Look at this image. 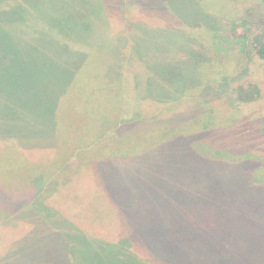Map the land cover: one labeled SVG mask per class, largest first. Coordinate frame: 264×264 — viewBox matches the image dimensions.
<instances>
[{"label": "rangeland", "instance_id": "1", "mask_svg": "<svg viewBox=\"0 0 264 264\" xmlns=\"http://www.w3.org/2000/svg\"><path fill=\"white\" fill-rule=\"evenodd\" d=\"M52 3L83 17L86 39L74 38L71 49L84 55L52 47L29 56L19 74L0 75V264H264V186L250 183L258 165L228 167L193 148L264 155V59L255 49L264 41V0H34L33 10L44 11L39 21L53 17ZM5 56L0 49L1 67ZM245 82L260 90L252 102L238 98ZM203 87L205 105L235 113L226 132L123 160L114 158L134 144L152 146L154 136L142 143L133 134L119 148L108 128L113 140L90 151L107 149V161L71 159L100 143L103 113L110 125L144 113L129 130L135 134L157 120L179 125L207 109L178 105ZM28 88L47 100L43 109L32 96L36 118L8 97L22 101ZM171 105L175 112L161 113ZM49 106L52 119L42 120ZM215 119L228 122L219 112Z\"/></svg>", "mask_w": 264, "mask_h": 264}, {"label": "trees", "instance_id": "2", "mask_svg": "<svg viewBox=\"0 0 264 264\" xmlns=\"http://www.w3.org/2000/svg\"><path fill=\"white\" fill-rule=\"evenodd\" d=\"M229 1L236 2L238 0H229ZM33 3H34V0H4L2 3H0V7H1L0 9V49L6 55L5 56L6 59L8 56L10 58L7 61H4L2 67L0 66V75L1 73H3L6 76L12 75V74L15 75L16 73L19 74L20 73L18 69L19 65H21V67H23L24 65L27 66L28 59L30 58L29 56L33 57L32 55H34V59H36L35 58L36 54H41L45 50L47 51V49H51L52 47H56L60 51H65L68 56H71L73 58H77V55H81V56L84 55V51H82L81 49L77 51L71 49V47L74 46L71 43H77L74 40V38L80 37L83 40L86 39V35H85L86 30H82L81 28V25L84 26V22L80 21V19L83 17H78L77 15L69 12L68 10L63 13H59L56 5L52 3L48 7V11L46 13L48 14V16H53V17H49L46 20L39 21L38 17L41 16L42 14L44 15V11H40L38 13L35 12V10H33L32 8ZM124 11L127 12L125 7H124ZM125 16H126V13H125ZM47 29L51 30L50 33L46 31ZM64 35H65V38H63ZM48 37L51 39L48 42H45L44 39H49ZM33 39L34 40L36 39L35 42H33L34 41ZM256 41H258L255 44L256 52L260 58L264 59V41H262V39H259V37L256 39ZM27 54H30V55H27ZM17 55H20L21 57L19 59L12 60V58ZM50 58H51L52 64L54 65L52 57ZM32 63L35 64L34 61ZM218 80L219 79H217L216 81ZM211 82L214 83L215 81L212 80ZM206 87L193 90V93L191 94V99H187V100H184L178 103V105L198 104V105H202L203 107H207L205 111L194 114L189 120H187V122H184L179 125H171V124H167L166 122L161 123L160 121L157 120L155 122V125L150 127L144 133L135 134L133 131L131 132L129 130L132 128L134 122H136L137 119L145 115L144 113H141L139 110H135L133 114L137 115L138 117H134L133 121H130V120L128 121L127 119H125V121L123 120L124 122L123 123L122 121L116 119L113 123H111L112 125H110L111 121L107 119V114H104L102 112L104 115V119H105V121L102 123V127L106 128V133L104 134V136L102 135V137L101 136L99 137V140H100L99 144H96L95 141H93V142H90L89 144H86L84 149H87L88 152L92 150L98 151L99 147L109 145L108 140L109 139L113 140L112 138L113 136L106 135L109 132L107 131L108 128H112V132L115 133L114 136L116 137V141L118 142L117 144L120 145L119 148L121 147V143H124L125 145L131 144L130 136L135 135L133 139H135L136 142L140 141L142 143H146V141L151 142L150 136H154L152 146L144 149L134 144L129 150V153L126 152L127 153L126 155L123 153L124 156L117 154V156H115L114 158V159H123V160L134 158L136 156H140L144 152L149 151V149L152 150L161 145H164L169 142H174L179 139L196 137L197 135H200V134H218L220 132L222 133L226 132L227 130L231 129L232 126L235 125V120L237 119V117L235 113H233L230 116L228 115V117H225L227 115L226 114L223 115L221 110L219 109L217 110L212 105H210L209 107L205 105L206 102L209 101L208 96L205 97L202 94ZM12 89L15 91L16 88L13 87ZM31 90L32 88L21 90L22 94L20 95H21L22 101H20L19 99L17 101H13L16 97L15 96L16 94H13V92L10 93L11 95L8 94L9 100L14 102L15 104L18 103L19 105H21V107H23V110L27 111V116H29L30 114H34L32 112V109H35L36 107V105L32 106L31 104V99H33L32 96L35 97L36 92L35 90L34 92H32ZM154 94H151V96L157 97V95H154ZM194 94H199V95L196 97L194 96ZM237 94H238V98L240 101L252 102L253 100L259 97L260 90L255 85V83L245 82V83H241L237 87ZM36 97H38V99L36 100L37 104H39L40 107L42 106L43 109L46 108L47 104L45 102H47V100L45 99L44 93L42 94L39 91ZM194 98H196V100H194ZM149 99H151V97ZM184 99H185V96H184ZM174 100L175 99L171 101H174ZM165 102H168V101H165ZM175 106L176 105L165 106L161 113H164L165 115H167L170 112H175L177 110V107ZM48 111L49 113L45 114L42 120L50 119L52 117L51 115L52 111L54 113L53 106H49ZM217 112L221 113L223 117V121L227 120L229 122V124L227 122L229 126L226 124V122L224 123V125L219 124L221 123L220 120L217 121L215 119ZM46 116H49V117H46ZM34 118H36L35 114H34ZM86 130L89 131L90 128H86ZM142 130L143 129L139 131H142ZM40 131L38 134H40ZM23 133H25V131L23 132L22 130L21 134ZM204 142H207V141H204ZM193 148L197 150V152L195 153L198 156H202L203 158H205L206 156L209 158H213L216 161L224 160V163L229 164L228 167H233L232 165L243 164V163H248V162L256 163L258 165V168L254 171L253 170L251 171L252 176L250 177V183L253 185L264 186V155L262 156L258 155L259 157L255 154H250V153L247 155L244 154L243 156L242 155H232L230 151L228 150L213 148L209 144H206V143L200 144L199 146H196V143H195V146ZM105 151L106 153L104 151L98 152V153L90 152L93 156H88V152L83 151L84 156L79 152V153H76L71 159H75V161L79 162L78 163L79 166L80 164L81 165L87 164V163L90 164L93 162L92 160H99L100 162H104V161H107V158L111 155L107 152V149ZM193 156L196 160L197 159L196 155L194 154ZM71 163L69 162V164ZM39 174H40V177L45 175L46 177L51 178L50 176L51 170H50V174L47 171H40ZM48 183L49 182L47 181L46 184ZM214 186H217V185H213V190H214ZM233 188L235 187H232L231 189ZM231 189L229 191H231ZM239 192H240V189H239ZM239 192H237V196L239 195ZM213 193H216V192H213ZM213 193L212 194L208 193V194L210 195V197L213 198L214 197ZM233 195L235 194L233 193ZM199 197L202 199V196L200 195V191H199ZM12 199H15L18 202L19 199H22V198H18L16 196V197H12ZM214 199L216 198L214 197ZM204 204L206 203L204 202ZM69 244H71L74 248H76L73 241L70 240ZM85 260H88V258L86 257Z\"/></svg>", "mask_w": 264, "mask_h": 264}]
</instances>
